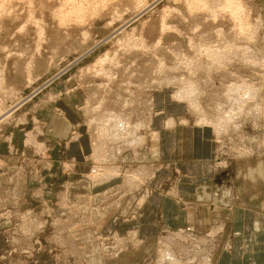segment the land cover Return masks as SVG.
I'll return each mask as SVG.
<instances>
[{"label": "rangeland", "instance_id": "1", "mask_svg": "<svg viewBox=\"0 0 264 264\" xmlns=\"http://www.w3.org/2000/svg\"><path fill=\"white\" fill-rule=\"evenodd\" d=\"M158 96L264 191V0H0V264H210L230 214L161 215Z\"/></svg>", "mask_w": 264, "mask_h": 264}, {"label": "crops", "instance_id": "2", "mask_svg": "<svg viewBox=\"0 0 264 264\" xmlns=\"http://www.w3.org/2000/svg\"><path fill=\"white\" fill-rule=\"evenodd\" d=\"M156 101L160 112L153 125L159 132L158 157L159 161L168 164L169 169L160 165L155 170L152 183L162 184L173 178L176 172V180H172L170 186L171 195L162 196L160 203L158 196L161 193L154 196L156 205L165 202L161 215L167 220L178 219L180 223L177 233L187 229L189 232L203 234L210 227L207 222H213L214 216H223L224 210L227 216L230 214L231 219L230 222L226 220L227 238L223 240L225 243L215 257L211 255L210 264H264V191L253 184L259 178H252L253 181L249 179L248 199L240 195L243 191L236 192L233 200L237 201L233 206L230 203L231 197L221 192L218 185V166L215 160L217 145L213 130L184 120L182 115L185 110L175 112V109L183 106H175L171 100H168L169 103L165 101L164 105L159 96ZM170 119L173 120L169 124L167 122ZM70 147V153H80L72 145ZM73 159H76L75 156ZM261 179L264 180L263 177ZM182 219L187 223L185 226Z\"/></svg>", "mask_w": 264, "mask_h": 264}, {"label": "bare ground", "instance_id": "3", "mask_svg": "<svg viewBox=\"0 0 264 264\" xmlns=\"http://www.w3.org/2000/svg\"><path fill=\"white\" fill-rule=\"evenodd\" d=\"M71 2V1H70ZM104 3V2H103ZM216 6V5H215ZM88 8V7H87ZM82 9V8H81ZM96 11V10H95ZM95 13V12H94ZM78 15V14H77ZM80 16V15H79ZM211 53V52H210ZM188 87V86H187ZM232 109V108H231ZM233 110V109H232ZM215 127V126H214ZM167 256H171V257H173L174 255L173 254H171V253H169V252H167V253H165Z\"/></svg>", "mask_w": 264, "mask_h": 264}]
</instances>
